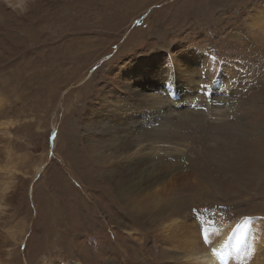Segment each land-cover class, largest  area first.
Wrapping results in <instances>:
<instances>
[{
  "label": "rangeland",
  "instance_id": "1",
  "mask_svg": "<svg viewBox=\"0 0 264 264\" xmlns=\"http://www.w3.org/2000/svg\"><path fill=\"white\" fill-rule=\"evenodd\" d=\"M37 1L36 6L31 5L26 11V21L22 23L18 20L23 16L6 7L3 9L13 17L0 14V59L4 58L0 61V82L8 83L4 80H8L6 76L11 67L17 68L20 74L27 72L29 69L24 66L28 65L30 57L34 64L40 63L47 57L48 48L59 51L58 54L64 51L78 54V57L73 63H65L59 78L54 76L55 82H45L35 90L27 85L20 86L16 81L12 86L16 91L8 93L7 99L4 95V106L10 101L14 104L10 111L20 124L11 144L12 163L21 178L20 215L8 225L21 227L20 232L26 226V235L23 244L8 243L7 248L17 255L14 263L27 264L29 260L31 264L40 261L48 264H135L164 248L158 226L152 231L154 228H145V223L134 222L132 216L125 218V202L113 188L114 170L104 167L103 163L110 149L97 140L101 134L96 133L98 127L93 120H100L107 114L103 110V97L111 101L122 98L121 107L126 109V102L132 97L125 99V92H135L139 81L143 82V88L149 85L151 80L144 75L130 78L125 72L144 55L161 58L160 67L165 69L166 76L175 60L185 53L206 50L213 62L207 72L209 83L222 79L226 65L234 71L235 109L225 111L223 123L215 120V115L206 116L204 106L205 111L200 107L189 111V117L177 120L178 117L173 116L168 122L176 128L175 132L164 126L157 133L154 130L141 133L145 138L142 151L171 162L191 161L201 166L210 178H215L213 189L204 186L182 192L181 186L193 183L196 176L192 171L173 172L163 185L169 193L175 189L171 197L192 193L200 196V201L192 208L189 203L181 206V216L186 214L191 221L214 215L225 217V224L235 227L244 219H259L254 224V233L251 228L243 233L245 241L239 245L250 254L241 257L242 264H264V246L259 248L250 240V237L258 240L264 237V198L261 197L264 173L260 174V181H256L247 171L253 165L247 156L251 155L249 144L261 149L264 156V0H108L111 3L106 0H56V3L46 0L48 5L40 3L43 0ZM42 11L46 12L48 20L44 25L40 24ZM44 52L46 55L41 59ZM58 60L64 61L61 57ZM156 89L143 96L161 104L165 98L161 90ZM254 99L259 101L257 108L252 107ZM235 111L237 118L232 115ZM162 123L166 120L162 119ZM88 131L97 138L89 140ZM212 132H216L213 137ZM45 136L46 141L38 150ZM90 143L97 145L96 151L89 150ZM69 147L77 152L74 160L83 164L78 173L73 171L77 177L65 162ZM198 151L205 153L200 164L196 158ZM224 161L229 165L234 163V174L224 173ZM41 167L43 170L38 174ZM45 176L48 179L41 184ZM61 178L63 191L48 195L50 184ZM45 197L48 200L52 197L51 213L49 205L43 201ZM167 214L164 212L162 218ZM168 219L159 221L160 225ZM125 221L131 227L124 226ZM127 226L152 232L143 235L147 244L141 249L145 253L141 251L125 257V245L129 248L132 242L125 233ZM167 254L162 262L169 261L177 253L167 250Z\"/></svg>",
  "mask_w": 264,
  "mask_h": 264
},
{
  "label": "bare ground",
  "instance_id": "2",
  "mask_svg": "<svg viewBox=\"0 0 264 264\" xmlns=\"http://www.w3.org/2000/svg\"><path fill=\"white\" fill-rule=\"evenodd\" d=\"M37 2V0H0V14L5 13L10 19L13 17V14H8L6 12L7 9H3L6 7L10 11H15L16 13L21 14L23 17H21L19 20H16H18L19 23H22V21L25 20L26 11L32 8L30 7L31 5L36 6ZM52 2L56 3L57 1L52 0ZM66 2L67 1H65V3ZM109 2L110 1H108V3ZM40 3L48 5L46 0H43ZM118 7L119 6H117V8ZM31 14L33 13L31 12ZM46 18V12L42 11L40 24L44 25L45 22L48 21H46ZM32 24L33 23H31V25ZM110 26L111 25H109V27ZM9 36L10 35H8V37ZM58 52L59 51L50 50V48H48L47 57L43 59V57L46 55L44 52L41 57L43 60L38 64H34L31 60L32 57H30L26 62L28 65L25 64L24 66V68L29 69L27 72L20 74L17 68L11 67V70L7 72L8 76H6L8 80H4L8 81V83H1L2 81L0 82V264H17L14 263L17 255L14 254V251L12 252V249H8L7 246L8 243L12 241H15L18 243V245L20 243L23 244L24 237L26 235V226H24L22 232H20L21 227L17 228L8 225L16 219L18 214L20 215L19 185L21 178L17 170L18 168L14 167L15 165L12 163L13 151L11 149V144L15 140L14 131L16 128L20 127V124L19 122L15 121L12 111H10L14 104L10 101L9 104L4 106V103L7 99L8 93L16 91L15 88H12L16 81L20 86L27 85L28 88H35V90L40 89L45 85V82L46 84L55 82L53 79L55 75H58L59 78V74L64 70L66 62L73 63L77 60L78 54L73 53V55H70L67 51L58 54ZM209 54V51L206 50H193L185 53L183 56L175 60V65L169 68L170 72L166 76L164 74L165 69L161 70L160 67L162 65L161 63H163L161 58L158 59L157 55L153 57L152 54H148L146 57L144 55L136 65L129 66L125 72L130 78L144 75L145 78L151 80L149 83L150 86L148 85L146 88H143L145 87L144 84L142 85L143 82L139 81L140 86L142 85L141 88L139 86V88H136L137 90L135 92H132L131 90L126 91L124 95L125 99L132 97L126 102V109L121 107V102L123 101L122 98H117V100L113 99L114 101H111L109 97H103V110H105L107 114L104 118H102V116L100 120H93L95 126L98 127V131L96 133H100L101 136L97 138L93 132H87V138L89 140H92V138H97L99 142L106 143L110 149V151L107 152L108 154L104 156L103 163L104 167H112L111 170L116 171H113V188L114 191L118 192V194L121 196L122 201L125 202V218L132 216L134 222L138 221L140 223H145V228H149V226L150 228H154L152 231H156L158 226V236H161L160 241L163 243L164 248L157 253L153 251L144 259L135 261V264L139 262L140 264H160L163 258L168 257L167 250L177 254L173 255L169 261H163L161 264H242L241 257L250 255L249 251L245 247H240L239 243H243L245 241L242 234L247 232L250 228L251 232L254 233V224L259 219H244L241 225L234 227L233 225L225 224V217H222L221 219L220 217L217 218L212 215L206 219L202 218L191 221L190 219H187L186 214H184V217L181 216L180 213L183 211L181 206L187 203L192 204L189 205L190 207L195 206L193 204H196L200 201V196L198 197L196 194L192 193L180 197H171L170 193L174 192L175 189H169L170 193L167 192L166 187L163 185L166 183L167 178H169L173 172L192 171L196 176L194 182L185 187L183 184L181 186L182 192L204 186H207V189H213L212 187L215 186L214 181L216 179L210 178L207 173L203 172L204 170L201 166L198 165L197 167L196 165H193V162L191 161L187 162L180 158L181 162H171L163 158H158L156 155L155 157L153 155L149 156V154H144L142 151L145 138L141 135V133L144 130H154L157 133L158 129L164 126L171 127L172 132H175L176 128L168 122L170 121V118L173 119V116L178 117L177 120L180 118L189 117L191 115L189 111H193L197 109L196 107H200L201 110H206V116L215 115V120L221 121V123H223L222 118L225 114V111H233L235 109V102L233 101L235 93H233L234 91L232 90V86L234 84L233 78L235 77L233 76L234 71L228 65H226L222 72V79H220L218 83H209L207 80H210V78L209 75L207 76V72L212 68L213 64L212 60H210ZM60 57L64 61H59L58 59ZM3 59H0V61L2 62ZM60 62H62L63 65L59 64ZM16 71H18L17 78ZM156 88L161 90L163 97L165 98V101L161 104L159 101H155V99H150L146 96H143V94L147 93V91L157 90ZM4 95L6 96V99ZM150 96L153 98L152 95ZM177 98L179 99L177 100ZM201 98L203 99L202 101L200 100ZM159 99H161V97ZM135 100H138L140 104L136 103ZM203 106L205 107V110L202 108ZM258 106L259 101L254 99L252 101V107L257 108ZM237 114V111L232 113V115H235V118H237ZM104 119L109 121H102ZM162 119L166 120L167 125L166 123H162ZM211 126L213 127L214 125L211 123ZM219 130L220 129L217 131ZM216 132L211 133L212 137ZM45 141L46 136L44 138V142H41L39 146L40 149H38L37 146L38 150H41ZM248 146H250L248 150L251 151V155L247 154V156H250V162L253 163L250 169L247 168V171L251 173V176L249 177H252L253 180L260 181L259 176L260 174L264 173V156L262 154V150L255 148L250 144ZM88 148L90 151H93L94 149L96 151L97 145L90 143ZM74 149L75 148L71 149L69 147V153L65 158L66 165L70 168L69 170L72 174L74 172L78 173L79 169H82L83 165L81 161L74 160L77 154L76 150ZM182 153L184 152L181 151V154ZM202 156H205V153L198 151L196 155L198 164H200ZM42 157H44V155ZM111 159L112 161H110ZM42 161L43 160L41 159L39 164ZM105 163L109 165L107 166ZM224 163V173L231 175L234 174V168H236L233 167L234 163L231 162L230 165L227 163V161H224ZM42 170V167L39 168L38 174H40ZM75 175L76 174L74 173L73 176ZM31 177H33V175ZM47 179L48 177L45 176L42 180V183H40L44 184L45 180ZM196 180L197 183L195 182ZM50 186L51 187L49 189L47 188L48 195H55L56 191L61 193L63 191L62 178L61 181L54 180V183L50 184ZM178 188L180 189V187ZM261 197L264 198V194H262ZM43 201L45 205H49V213H51L53 207L52 197L50 200L45 197ZM182 201L183 203L180 205V202ZM164 212H168V214L162 218ZM167 217L170 219L160 225L161 222L159 221L164 220ZM123 225H129V223L125 221V224L123 223ZM164 225H166V227ZM129 226L131 227V225ZM232 230H234V233H232ZM5 232L6 234H4ZM125 233H127V236H130V238L127 239L132 241L128 246L129 248H126L125 245L126 257L130 255H137L143 251L141 248L147 244V241L144 240L145 238L143 235L145 233L150 234L152 232H145V230L143 231L139 229H130L127 226L125 227ZM205 235H207V241L204 239ZM250 240L253 245L257 247L260 246L259 248L264 246V237L259 238V240L255 239L254 237H250ZM137 241L139 243H137ZM213 249H216V251L221 253V255L214 254ZM143 253H145V251H143ZM27 264H31V262L28 260ZM37 264L48 263L40 261ZM131 264L133 263L131 262Z\"/></svg>",
  "mask_w": 264,
  "mask_h": 264
},
{
  "label": "snow or ice",
  "instance_id": "3",
  "mask_svg": "<svg viewBox=\"0 0 264 264\" xmlns=\"http://www.w3.org/2000/svg\"><path fill=\"white\" fill-rule=\"evenodd\" d=\"M205 241H207V235L204 236ZM214 254L221 255V253L217 252L216 249H213Z\"/></svg>",
  "mask_w": 264,
  "mask_h": 264
}]
</instances>
